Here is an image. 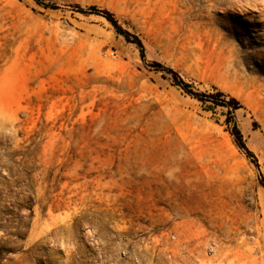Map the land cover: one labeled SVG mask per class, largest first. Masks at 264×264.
I'll list each match as a JSON object with an SVG mask.
<instances>
[{
  "label": "rangeland",
  "instance_id": "374dc122",
  "mask_svg": "<svg viewBox=\"0 0 264 264\" xmlns=\"http://www.w3.org/2000/svg\"><path fill=\"white\" fill-rule=\"evenodd\" d=\"M0 264H264V0H0Z\"/></svg>",
  "mask_w": 264,
  "mask_h": 264
},
{
  "label": "bare ground",
  "instance_id": "6f19581e",
  "mask_svg": "<svg viewBox=\"0 0 264 264\" xmlns=\"http://www.w3.org/2000/svg\"><path fill=\"white\" fill-rule=\"evenodd\" d=\"M244 74V73H243ZM236 76V75H235ZM248 78V77H247Z\"/></svg>",
  "mask_w": 264,
  "mask_h": 264
}]
</instances>
